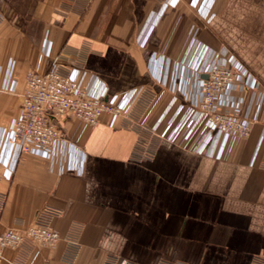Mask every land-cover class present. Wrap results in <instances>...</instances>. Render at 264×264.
<instances>
[{
    "label": "crops",
    "instance_id": "obj_1",
    "mask_svg": "<svg viewBox=\"0 0 264 264\" xmlns=\"http://www.w3.org/2000/svg\"><path fill=\"white\" fill-rule=\"evenodd\" d=\"M196 1L0 0V222L23 230L45 207L61 212L51 221L56 246L28 244L19 261L8 250L2 264H67L70 240L80 247L76 264H264L261 122L215 159L111 126L109 115L94 128L67 117L69 145L57 158L24 154L14 164L11 155L4 165L25 76L56 60L81 67L85 83L98 79L110 96L151 89L159 100L148 124L165 115L159 131L185 102L180 86L188 80L194 91L186 56L195 41L234 56L264 88V0Z\"/></svg>",
    "mask_w": 264,
    "mask_h": 264
},
{
    "label": "built area",
    "instance_id": "obj_2",
    "mask_svg": "<svg viewBox=\"0 0 264 264\" xmlns=\"http://www.w3.org/2000/svg\"><path fill=\"white\" fill-rule=\"evenodd\" d=\"M50 48L48 43L45 50L48 56ZM186 58L187 64L193 63L197 84L190 94L186 85L180 86L185 102L172 111L171 105L168 107L167 112L171 114L162 131L159 127L165 115L153 125L148 124L159 100L149 88H135L110 96L107 87L98 79L86 84V74L81 67L64 69L57 60L45 72L30 70L25 76L21 113L4 132L8 149L4 165L9 167L11 155L14 164L24 154L54 160L61 147L69 145L61 121L73 117L94 128L104 115L110 116L111 126L148 133L151 137L182 145L191 152L222 159L233 140L249 136L255 123L264 124V88L234 56L197 41L190 46ZM203 75L207 78H202ZM235 91L247 94L248 99L236 97ZM148 145L144 147L143 157L151 156ZM68 167L69 170L77 169L73 160ZM12 170H6L4 175L10 177ZM60 214L58 210L45 207L37 212L32 225L23 230L5 227L0 222V264L5 261L8 250L19 252V261L28 244L38 242L56 246L61 234L51 221ZM79 252L78 243L70 240L64 254L66 263L76 264ZM254 264L263 263L256 261Z\"/></svg>",
    "mask_w": 264,
    "mask_h": 264
},
{
    "label": "rangeland",
    "instance_id": "obj_3",
    "mask_svg": "<svg viewBox=\"0 0 264 264\" xmlns=\"http://www.w3.org/2000/svg\"><path fill=\"white\" fill-rule=\"evenodd\" d=\"M192 61L189 63V64H187V67L189 68V70H190V72H191V75H190V84H192V86H194V85H196L197 84V77H196V75L193 73V71H192ZM188 82V80H186L185 82H184V84L185 83H187ZM183 84V85H184Z\"/></svg>",
    "mask_w": 264,
    "mask_h": 264
},
{
    "label": "water",
    "instance_id": "obj_4",
    "mask_svg": "<svg viewBox=\"0 0 264 264\" xmlns=\"http://www.w3.org/2000/svg\"><path fill=\"white\" fill-rule=\"evenodd\" d=\"M202 78L206 79V78H207V76L203 75V76H202Z\"/></svg>",
    "mask_w": 264,
    "mask_h": 264
}]
</instances>
